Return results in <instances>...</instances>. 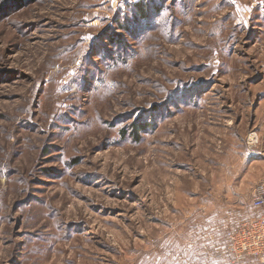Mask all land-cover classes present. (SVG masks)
<instances>
[{
	"label": "rangeland",
	"instance_id": "rangeland-1",
	"mask_svg": "<svg viewBox=\"0 0 264 264\" xmlns=\"http://www.w3.org/2000/svg\"><path fill=\"white\" fill-rule=\"evenodd\" d=\"M263 182L264 0H0V264H259Z\"/></svg>",
	"mask_w": 264,
	"mask_h": 264
},
{
	"label": "built area",
	"instance_id": "built-area-1",
	"mask_svg": "<svg viewBox=\"0 0 264 264\" xmlns=\"http://www.w3.org/2000/svg\"><path fill=\"white\" fill-rule=\"evenodd\" d=\"M256 137V133H252L248 138V145H256ZM252 206L255 210L264 208V182L255 189ZM226 239L227 253L232 261L239 263L244 258H253L258 260L259 264H264V213L230 228Z\"/></svg>",
	"mask_w": 264,
	"mask_h": 264
},
{
	"label": "trees",
	"instance_id": "trees-1",
	"mask_svg": "<svg viewBox=\"0 0 264 264\" xmlns=\"http://www.w3.org/2000/svg\"><path fill=\"white\" fill-rule=\"evenodd\" d=\"M139 11L141 12V15L143 16L145 14V8L142 7L141 9H139ZM143 17H147V16H143ZM148 128L147 125H142L139 123H137L134 127H133V135L135 136L136 140H141L142 134L145 133V130Z\"/></svg>",
	"mask_w": 264,
	"mask_h": 264
},
{
	"label": "crops",
	"instance_id": "crops-1",
	"mask_svg": "<svg viewBox=\"0 0 264 264\" xmlns=\"http://www.w3.org/2000/svg\"><path fill=\"white\" fill-rule=\"evenodd\" d=\"M256 212H257V217H259L264 213V208L261 210H256Z\"/></svg>",
	"mask_w": 264,
	"mask_h": 264
}]
</instances>
